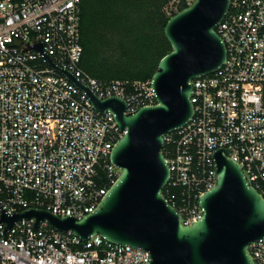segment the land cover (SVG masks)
Masks as SVG:
<instances>
[{"label":"built area","instance_id":"obj_1","mask_svg":"<svg viewBox=\"0 0 264 264\" xmlns=\"http://www.w3.org/2000/svg\"><path fill=\"white\" fill-rule=\"evenodd\" d=\"M80 2L0 0V205L8 216L41 209L81 220L122 173L112 152L127 130L30 47L43 42L58 67L101 100L123 99L126 113L157 104L152 80L104 83L81 68ZM178 4L167 9L170 16ZM216 31L226 59L216 72L192 81L193 117L164 136L170 178L163 194L183 226L205 215L199 200L216 185L212 154L218 149L264 198V0L232 1ZM34 224L17 221L4 236L7 224H0V264H148L147 251L100 236L83 241L47 222L35 232ZM248 251L264 264V240Z\"/></svg>","mask_w":264,"mask_h":264},{"label":"water","instance_id":"obj_2","mask_svg":"<svg viewBox=\"0 0 264 264\" xmlns=\"http://www.w3.org/2000/svg\"><path fill=\"white\" fill-rule=\"evenodd\" d=\"M232 0H193V4L170 18L165 36L171 51L152 77L157 104L126 113L119 97L101 100L70 72L58 67L40 42L38 50L52 68L66 75L98 111H111L120 130H127L115 145L112 162L122 173L96 211L81 220L58 217L48 210L31 209L8 216L0 205L4 236L17 221L34 220L63 233L72 232L83 241L100 236L108 243L149 252L148 264H256L248 251L252 242L264 240V198L244 170L218 149L217 182L199 204L204 217L183 226L163 189L170 170L163 155L164 136L184 126L194 115L192 81L216 72L227 56L216 29L231 9ZM79 245V244H78Z\"/></svg>","mask_w":264,"mask_h":264},{"label":"trees","instance_id":"obj_3","mask_svg":"<svg viewBox=\"0 0 264 264\" xmlns=\"http://www.w3.org/2000/svg\"><path fill=\"white\" fill-rule=\"evenodd\" d=\"M176 1L172 16L186 0H81V68L104 83L152 80L171 51L165 27Z\"/></svg>","mask_w":264,"mask_h":264}]
</instances>
